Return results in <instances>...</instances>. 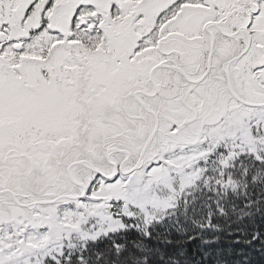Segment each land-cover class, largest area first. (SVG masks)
Wrapping results in <instances>:
<instances>
[{
	"label": "snow or ice",
	"instance_id": "snow-or-ice-1",
	"mask_svg": "<svg viewBox=\"0 0 264 264\" xmlns=\"http://www.w3.org/2000/svg\"><path fill=\"white\" fill-rule=\"evenodd\" d=\"M0 264H264V0H0Z\"/></svg>",
	"mask_w": 264,
	"mask_h": 264
}]
</instances>
